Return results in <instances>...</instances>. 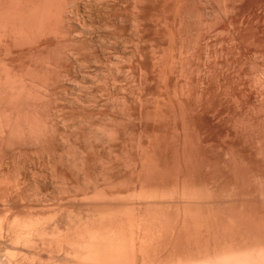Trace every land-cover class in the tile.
<instances>
[{"label": "bare ground", "instance_id": "6f19581e", "mask_svg": "<svg viewBox=\"0 0 264 264\" xmlns=\"http://www.w3.org/2000/svg\"><path fill=\"white\" fill-rule=\"evenodd\" d=\"M221 1L218 0V4ZM223 1L221 2L222 6ZM228 1L224 2L225 12H221L222 9L219 7L221 5L214 4L218 6V10L215 6L210 8L212 4L209 2L210 7L208 8L205 0L198 2L200 4L196 0H0V203L5 210L10 212L6 217L0 214V264L165 263L162 250L167 249V246L172 243H179L178 241L164 243L165 246L163 244V246L158 245L160 247L158 250L162 248L158 254L155 252L157 250H146L149 248L157 249L158 246L145 249L147 245H142L139 240H135L133 236L135 231L132 227L127 226L129 229L127 227L121 229L122 227L115 226L110 222L104 225H96V222L91 220L86 223L75 224L73 225L75 227L67 233L65 231L61 233L60 229L62 227L58 226L55 229L50 226L45 216L42 219L32 215L19 216L10 209L12 208L10 202L18 199L24 193L31 191L34 193L32 178L33 183H35L39 174L37 168H48L52 174L56 175L59 173L56 168L61 169L65 166L64 163L62 167H60L61 165L56 167L59 163L71 162L69 165H73L72 162L76 160L81 159L83 161V158H88L89 161V158H96L94 154L98 151H95V145L98 147L99 144L100 148L102 144L104 147L105 142L106 144L113 143L112 138L114 140L120 138L114 133V130L116 128L119 130L118 127L124 124L128 125V122L122 123L126 120L124 117L130 114L128 110L131 107L136 108H131L130 117L135 114V112L132 113L133 110L136 111L137 109L142 112V108L147 109L146 105L143 104L146 102L144 97H142L144 99L142 103V91L138 92L141 88L144 93V85L148 80L144 83L143 79L145 80L147 76H142L140 79L138 77L144 83L143 86H139L141 84L136 78L138 76L136 73L139 74L140 70L136 68L138 71L135 70V73L133 67L147 66L148 63L153 62L151 59L155 53L152 54L151 50L155 52L154 49L156 48L152 44L150 45L153 49L149 50L150 48L146 47L148 45L146 44L148 35L150 37L151 34L154 35L151 37L152 40L149 41L155 39V42L151 43H156L154 45L157 46L158 38H156L155 33L162 34V31H166L164 33L174 31L175 33L176 29H180V26L185 25V27H181L182 33L185 30L187 31L188 26L186 27V23L191 25L190 23L193 22L196 26L197 22L199 24L201 22V26L199 25L201 29H198L197 23L196 28L193 24L194 27L188 28V32H190V29L191 31L198 29V31L200 30L199 34L194 30L195 34L201 36V38L195 36L197 41L202 40V38L206 40L210 35L213 36V33L210 34L209 32L215 31L212 30L213 23L210 21L212 26L207 23L209 17H211L210 13V16L208 15V11H215V14L211 12L215 17L217 10L218 13L225 14V16L222 14L224 19L220 20L222 24L218 21L221 17H217V19L214 17L215 21L217 20L216 23L220 22L222 32L233 28V22H242L243 20L239 19H242L244 15H252L249 10L255 11L254 6V9H251L253 8L252 3H250L251 0ZM247 1L251 5L250 9L249 6H246L249 4ZM257 2L258 5L256 6H259L262 1ZM257 2L254 1L253 5ZM263 4L261 3L260 6ZM263 8L262 12L261 8H258L261 13L264 12ZM246 11L249 13L247 12V14ZM234 12L239 16V21H235L234 17L236 15H233ZM260 12L258 10L257 15L256 12H253V15L254 13L256 16L260 14L264 18V13L261 14ZM186 14L188 15V17L186 16L187 20H190V17L195 20V17H197L196 19L199 18L200 22L198 20H196L197 22L186 21ZM207 16H209L208 19H206ZM247 17L246 19L244 17L243 24L251 20H247ZM263 18L260 23H264ZM211 19L213 18L211 17ZM253 19L252 22L254 23L255 20L260 18L258 16ZM250 22L247 24L251 26ZM256 23L258 22L254 24ZM260 23L258 24L261 26ZM240 24L243 26L242 23ZM230 26L232 27L229 28ZM242 26H239V28H242ZM245 27L242 30L238 27L235 28H238L237 30H240V33H244L246 30V32L250 30L249 26V29H245ZM262 28L264 29V27ZM257 29L254 32L251 31L252 33H249L250 31L249 34L245 33L247 36L244 39L242 38L245 34L241 37L238 33L239 38L241 37L244 40V42L241 40L240 43L242 42L241 44H244L245 47H250V49L246 48L248 53L254 48V50H257L259 47H264V34L262 33L264 30L259 35L255 34V32L258 33ZM218 30L219 35H221L222 32L219 26ZM231 31L233 32V29ZM258 31L260 30L258 29ZM229 32L230 30L227 33ZM164 33L162 38L167 41L169 38L165 39L167 37L164 36ZM177 34L178 31L176 37H178ZM171 35L175 37L173 32L167 36L172 37ZM214 35L216 34L214 33ZM160 36L162 35L157 37L160 38ZM205 43V46L209 45L206 41ZM144 46L148 51H151L150 53L146 50L147 54H145L148 55L147 57L152 56L151 59L149 58L150 62H141L146 60L144 59L145 55L142 54L145 49ZM242 48L239 49V52ZM241 51V54L239 53L240 59L244 58L243 53L247 52ZM135 54L138 56L136 55L134 58ZM141 54L143 55L142 60H140ZM247 56L249 54L246 55L245 53L246 58H248ZM133 58L136 60H133ZM241 60L240 63L245 61ZM246 62L248 61L246 60L245 64ZM143 67L140 69L145 68ZM148 67H146V70ZM163 69L166 70L167 68L163 66ZM141 71L144 75L148 73V70L147 73L144 72L145 70ZM141 71L140 76L143 75ZM191 72L189 73L191 74ZM163 73L164 71L161 73V78L166 77L169 71L166 75ZM189 73H187L188 76ZM134 74L137 75L135 76L136 79ZM194 76L196 75L194 74ZM133 80L135 82H132ZM186 80L190 81L189 78ZM133 83L138 84L139 88H136L137 85L135 86ZM189 83V88H191L192 83ZM163 85H165V82H163ZM164 88L167 89L165 86ZM242 90L245 91L243 88ZM189 91L191 90L189 89ZM244 93L242 92V94ZM132 95L138 100H136V103H132L134 106L130 103L131 99L133 101L135 99ZM190 96L185 97V99L187 98V101H189ZM245 97L246 95L242 98V103H246ZM192 102H188L189 105ZM180 103L184 104L186 102L180 101ZM182 104H179L180 109H186L189 106L187 103L184 104L187 105L186 107ZM192 107L193 105L191 110ZM188 108L190 110V106ZM144 109L143 112H145ZM189 110L187 109L188 112H191ZM137 112L136 116L141 113L137 114ZM136 116L134 120L138 118ZM141 118L139 117L138 120ZM131 119L133 118L127 119V121L130 122ZM133 122H130V126ZM114 125L116 128H114ZM127 125L121 128L127 129L129 126ZM123 133L118 135L120 136ZM98 140L101 144L98 143ZM115 142H118V140ZM119 142L121 143L122 140L119 139ZM81 145L84 146L82 148L86 149L84 153L80 147ZM99 148L98 150L102 149ZM111 149L113 148L110 146V149L107 150ZM78 162L80 161H76L75 164L77 165ZM75 164L68 168L72 169L74 167V170L77 167H75ZM58 175L62 177L61 174ZM57 231H60L61 234ZM130 237H134L137 242L135 245L134 240ZM206 240L203 239L204 242L202 240H189L185 243L180 241L177 245L179 247L174 244L173 249L179 248L181 250L176 249L178 252L174 250L176 251L174 254L170 252L173 251L172 248L170 249L171 246H168L170 251L168 249L164 250L166 253L169 251V256H165L166 253L164 252L165 264H169L167 263V257L172 260L171 262L168 260L170 264H264V258H261V256L259 258L258 256L243 254L242 242L237 239V236L235 239L230 237L228 240L220 239L221 241L219 239L218 241L215 239ZM44 241L49 243L46 242L47 245L44 244V247L40 246L39 244L43 245ZM48 244L52 246V249H50L51 246L49 248ZM138 244L139 246H137ZM36 246L42 247V251L46 249L45 252L47 253L43 252L46 257L39 256V250L38 256L35 255L34 250L31 251L30 247L34 248Z\"/></svg>", "mask_w": 264, "mask_h": 264}, {"label": "rangeland", "instance_id": "374dc122", "mask_svg": "<svg viewBox=\"0 0 264 264\" xmlns=\"http://www.w3.org/2000/svg\"><path fill=\"white\" fill-rule=\"evenodd\" d=\"M226 1H223V6ZM254 1L262 2L256 6L258 2L253 5ZM205 2L208 8L210 4H212L210 8H214V4L219 3L218 0H205ZM221 2L218 5L222 6ZM250 3H252V7H255L253 12H256V15L258 10L260 12L258 8H261L262 12L264 4L262 6L260 4L264 3V0H251ZM250 3L246 5L249 6V9L251 8ZM221 6H219L222 9L221 12H225ZM215 7L218 9L217 5ZM218 10L216 17L215 11H208V15L210 13L213 19L209 17L210 15L206 17V19L209 17L208 25L213 23L214 26L209 28L217 31L209 32L213 33L212 37L209 34L211 37H208L209 41L203 38L197 41L195 37L197 34L194 33V30L199 34L200 30L198 31V29H201L202 23L199 18L196 19L197 17L195 20L194 18L192 20V17L187 20V14L185 15V17L187 16L186 21L197 22L196 20H198L200 22V24L197 22L198 26L196 23L198 29L192 31L190 29L188 32V28L195 26L192 22L191 25L186 23L187 31L184 28L185 31L181 33V27H185V25L176 29L175 33L172 31L175 37L167 36L172 32L164 33L166 31H162L167 37L165 39L169 38L167 41L163 40V33H155L157 36L162 35L160 38L156 36L159 39H157V46L154 45L156 43H151L155 42V39L149 41L154 35L151 34V37L148 35L150 38L148 37L149 39L146 40L150 43L148 41L145 43L152 44L156 48L153 52L151 45L152 48L146 46L150 48L152 54L155 53L151 54L153 56L151 59L152 56L145 55L148 49L144 46L142 54L147 58L144 57L146 60L141 62L153 61L146 64L149 66L148 73L145 65H141L145 67H143L144 69H140L142 68L140 66L133 67V72L135 70L137 72L136 68H139L140 71L145 70L144 72L147 73L144 75L141 71L143 75L140 76L139 71V74L135 72L138 76L134 74V78L137 76V79L147 76L145 80L143 79L144 83L148 80V84L144 85L145 88L142 87L145 89L144 93L143 89H137L139 93L142 91L141 99L144 97L146 101L143 103L144 99H142V103L144 106L146 105L147 109L142 108V112L137 109L132 111L135 114L139 111L137 114L141 112L144 117L141 113L137 116L132 114L130 117L131 110L136 108L131 107L132 109L128 110L130 114L126 116L133 118L131 119L134 121L133 124L131 123L130 126L131 121H127L130 118L124 117L126 120L122 124L128 122L129 126L124 124L121 127L127 125V129L117 126L122 129L117 130L114 125L116 128L114 133L120 138L115 140L112 138V142L114 143L116 140L118 142H115L114 145H112L113 143H108V145L105 142L104 149L98 140L103 148L101 146L99 148V144L96 142L98 147L95 145L96 150L93 148L96 152L98 151L95 153L93 150L97 154H94L96 158H89V161L88 158H83L84 162L81 159L76 160L80 161L77 165L76 161L72 162L75 167L77 166V169L73 170L74 167L70 169L74 166V164L69 165L71 162L57 164L56 167L60 165L62 167L65 163L64 169L63 167L56 168L62 177L52 174L48 168H37L39 174L35 183L32 178L34 193L32 191L24 193L18 199L12 200L10 209L21 217L32 215L42 219L45 216L50 226L55 229L58 226L62 227L61 233L62 231L67 233L75 227L73 226L75 224L86 223L90 220L95 221L96 225L110 222L115 226L122 227L121 229L129 226L135 231L133 235L135 240H139L142 245H147L145 249L175 241L179 243L189 240L203 241V239H215L216 241L219 239L221 241L228 240L230 237L235 239L237 236V239L242 242L243 254L264 258V49L262 50L264 47H259L258 51L254 48L253 50L257 52L250 50L248 53L250 47H245L244 44H241L242 42L240 43L247 36L245 33L249 31L252 33L251 31L254 32L255 29L264 25L263 22L260 23L263 17L258 14L260 19L255 22L262 25L256 23L257 26L252 21L258 16L255 13L253 15V12L249 10L253 15L252 19V15H247L248 17L244 15V17L245 19L247 17V20L251 19L250 26L248 21V24H243L244 17L239 19V16L234 12L233 15L238 17H234L235 21H243L237 22L238 24L233 22V28L230 26L229 30L232 32L233 29L234 33H227L229 30L222 32L220 27L225 14L218 13ZM214 17L216 19L221 17L218 20H221V24L220 22L216 23L217 20L215 21ZM184 19H182L183 22H185ZM183 22L181 21V23ZM252 24L256 27L254 28ZM204 25L206 26V24ZM247 25L250 27L248 32L244 30L245 32L242 31L244 33H240L241 31L237 30L239 26H242L239 28L241 30L244 29L243 27L249 29ZM218 26L222 32L221 35H219ZM234 26L238 28L236 29ZM261 28H258L260 31L257 29L258 33L255 32V34L261 35L260 33L264 30ZM235 29L237 33H235ZM177 31L178 37H176ZM238 33L244 37L239 38ZM262 33L264 34V32ZM197 36L201 38V36ZM205 41L207 45L209 44L208 46H205ZM242 41L244 42V40ZM240 48L247 51L246 55L249 54L246 58L243 53L244 58H241L248 61L247 65L245 61L240 63L239 53L242 52L241 50L239 52ZM151 51L148 52L151 53ZM142 54L140 60L143 58ZM134 58L133 60H136ZM242 65L246 66L241 67ZM163 66L167 69L164 70ZM189 69L193 72H191L193 78ZM161 70L164 71V75L169 71L167 75H170H166V77L162 75L163 81L161 80ZM187 73L190 75L188 76ZM187 78L190 81H187ZM139 79L138 81L141 82ZM134 80L132 82H135ZM140 82L139 86H143L144 83ZM189 82L192 83L191 88H189ZM134 85L139 88L138 84ZM244 85L246 86L243 87ZM242 92L246 94H242ZM187 94L192 96L189 95L193 102L190 101L191 99L187 101L189 97L186 96ZM244 95H246V103L244 102L245 98L242 103ZM132 96L134 97V95ZM185 97L187 98L185 99ZM134 98V101L130 100L131 104L136 103L137 99ZM180 101L186 102L187 105L192 102L189 105L190 110L193 105L191 112L187 111L189 106L186 107L187 105H184L186 103L182 104ZM179 104L186 107V109L182 108L186 112L180 109L181 107L179 108ZM135 116L138 117L137 121L134 120ZM139 117L140 120H138ZM141 120L142 122H140ZM116 131L117 133L118 131H120L119 133L125 132L126 135L123 133L119 136ZM119 139L122 140L121 143ZM110 146L113 149L108 151ZM98 148H102L103 151ZM82 150L84 153L86 149L82 148ZM67 163L68 165H66ZM3 208L4 206L0 203V214L6 217L10 212ZM129 227L127 228L129 229ZM126 233L128 234V232ZM134 237L130 238L134 240ZM135 240L133 241L134 245L137 243ZM46 242L39 245L44 247ZM179 243H172L168 246L173 249L174 244L177 246ZM48 245L50 248L51 245ZM40 246L34 247L36 249L30 247V249L34 250L35 252H33L37 256L39 250V256L43 257L47 252H45L46 249L42 251L43 248L41 247V249ZM159 246L157 249L146 250H157L155 252L159 254L162 249L158 250ZM165 249L162 250V253L166 263ZM170 249L168 250L170 251ZM176 249L179 248H174L170 252L174 254ZM152 251H150L151 254H153ZM169 251L165 256H169ZM171 256L173 257V255ZM167 259L171 258L167 257ZM168 260L167 263L170 264L172 260L170 262Z\"/></svg>", "mask_w": 264, "mask_h": 264}]
</instances>
